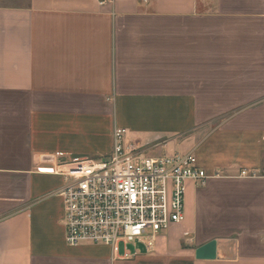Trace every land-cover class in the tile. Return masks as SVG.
Instances as JSON below:
<instances>
[{
  "label": "crops",
  "instance_id": "1",
  "mask_svg": "<svg viewBox=\"0 0 264 264\" xmlns=\"http://www.w3.org/2000/svg\"><path fill=\"white\" fill-rule=\"evenodd\" d=\"M115 127L210 175L129 259L66 244L65 180L36 170ZM0 264H264V0H0Z\"/></svg>",
  "mask_w": 264,
  "mask_h": 264
},
{
  "label": "built area",
  "instance_id": "2",
  "mask_svg": "<svg viewBox=\"0 0 264 264\" xmlns=\"http://www.w3.org/2000/svg\"><path fill=\"white\" fill-rule=\"evenodd\" d=\"M62 156L58 152L43 159L36 170L65 180L55 194L63 199L66 244H103L115 253L122 245L125 259L138 253L131 252L128 243L155 239L182 222L187 182L203 185L210 177L193 152L147 153L137 141L127 139L126 129L120 127L113 130L107 155L64 161L59 160ZM241 175L252 177L256 172L243 169Z\"/></svg>",
  "mask_w": 264,
  "mask_h": 264
},
{
  "label": "rangeland",
  "instance_id": "3",
  "mask_svg": "<svg viewBox=\"0 0 264 264\" xmlns=\"http://www.w3.org/2000/svg\"><path fill=\"white\" fill-rule=\"evenodd\" d=\"M208 103V101H201V106H204L205 107V105ZM244 103V102H243ZM247 103V102H246ZM212 104V103H211ZM240 106H242L241 104L239 105V107ZM141 145V144H140ZM144 145V144H143ZM142 145V146H143ZM156 148V147H155ZM154 147H151V148H145V150L147 151V153H150V154H153V150L155 149ZM157 149V148H156ZM169 149H167V148H162V152L163 151H168ZM176 151H180L181 149H179V148H176L175 149ZM155 153H156V151H155ZM161 153V152H160ZM195 154V153H194ZM195 156H196V154H195ZM135 245H136V243H135ZM134 245V243L133 242H130V243H128V248L129 249H134L136 246ZM140 250H143L144 249V247H143V245H141V244H138V246H137ZM120 252H123V246L121 245L120 246Z\"/></svg>",
  "mask_w": 264,
  "mask_h": 264
}]
</instances>
